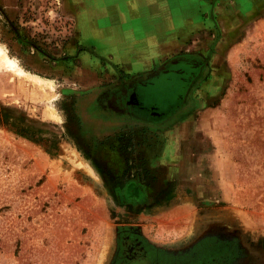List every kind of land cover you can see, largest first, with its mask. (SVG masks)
I'll use <instances>...</instances> for the list:
<instances>
[{"label":"rangeland","instance_id":"rangeland-1","mask_svg":"<svg viewBox=\"0 0 264 264\" xmlns=\"http://www.w3.org/2000/svg\"><path fill=\"white\" fill-rule=\"evenodd\" d=\"M72 3L0 0V46L26 70L0 63V264H120L122 230L161 255L264 264V0H222L167 58L115 63L82 43ZM179 54L203 58L184 113L95 129L97 92ZM177 77L139 100L167 111Z\"/></svg>","mask_w":264,"mask_h":264},{"label":"crops","instance_id":"crops-1","mask_svg":"<svg viewBox=\"0 0 264 264\" xmlns=\"http://www.w3.org/2000/svg\"><path fill=\"white\" fill-rule=\"evenodd\" d=\"M72 1L70 14L76 18L82 43L114 63L167 58L193 29L206 26L208 11H222V0H202L198 18L192 16L195 10H186L184 0H122L125 11L117 0Z\"/></svg>","mask_w":264,"mask_h":264},{"label":"flooded vegetation","instance_id":"flooded-vegetation-1","mask_svg":"<svg viewBox=\"0 0 264 264\" xmlns=\"http://www.w3.org/2000/svg\"><path fill=\"white\" fill-rule=\"evenodd\" d=\"M176 56L175 59H171L166 65L146 70L148 72L155 71L149 77L142 78L144 74L137 75L133 79L116 85L112 90L108 91L105 89L97 92L93 104L96 105L101 113L93 116L95 129L97 128L98 131L101 127L107 125L126 124L129 121H138L146 124L164 122L168 119H175L184 113L187 109V89L202 71L203 58L198 55ZM170 72L178 75V79H176L178 82H175L176 88L173 83L175 90L172 92L174 97L177 98V102H174L167 111L160 110L157 104L145 107L139 100L140 86L149 84L151 78L156 75L162 73L167 76V73ZM120 252H122L120 264H213L210 259L202 255L197 249L189 254L191 257H185V259L150 251L145 248L140 238L127 230H122L120 233ZM213 252L215 253V259L222 257L221 253L216 252V250Z\"/></svg>","mask_w":264,"mask_h":264},{"label":"bare ground","instance_id":"bare-ground-1","mask_svg":"<svg viewBox=\"0 0 264 264\" xmlns=\"http://www.w3.org/2000/svg\"><path fill=\"white\" fill-rule=\"evenodd\" d=\"M5 48V47H4ZM2 46H0V63L3 64L4 67L13 71L18 75H26L25 71L17 62L15 58H11L6 50ZM29 72H27L28 74ZM33 75V74H32ZM31 76V74H30ZM33 77V76H32ZM46 81V79H44ZM49 81V80H48ZM52 85V84H51Z\"/></svg>","mask_w":264,"mask_h":264},{"label":"trees","instance_id":"trees-1","mask_svg":"<svg viewBox=\"0 0 264 264\" xmlns=\"http://www.w3.org/2000/svg\"><path fill=\"white\" fill-rule=\"evenodd\" d=\"M179 55H180V54H179ZM181 55H186V54H181ZM194 55H196V54H194ZM191 56H192V55H191ZM132 184H134V183H132ZM131 191H132V194H133V195H137V194L139 193V191H140V187H139V185L135 183V184L132 186Z\"/></svg>","mask_w":264,"mask_h":264},{"label":"water","instance_id":"water-1","mask_svg":"<svg viewBox=\"0 0 264 264\" xmlns=\"http://www.w3.org/2000/svg\"><path fill=\"white\" fill-rule=\"evenodd\" d=\"M155 71H150L148 73H145L142 78H145L146 76L149 77L151 74H154Z\"/></svg>","mask_w":264,"mask_h":264}]
</instances>
